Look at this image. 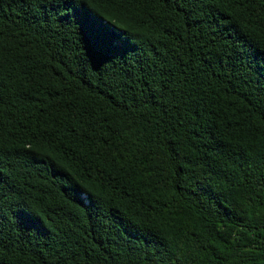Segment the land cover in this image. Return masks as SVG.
I'll return each instance as SVG.
<instances>
[{
    "label": "trees",
    "instance_id": "1",
    "mask_svg": "<svg viewBox=\"0 0 264 264\" xmlns=\"http://www.w3.org/2000/svg\"><path fill=\"white\" fill-rule=\"evenodd\" d=\"M0 264H264V0H0Z\"/></svg>",
    "mask_w": 264,
    "mask_h": 264
},
{
    "label": "snow or ice",
    "instance_id": "2",
    "mask_svg": "<svg viewBox=\"0 0 264 264\" xmlns=\"http://www.w3.org/2000/svg\"><path fill=\"white\" fill-rule=\"evenodd\" d=\"M63 6L64 7H72V4L70 2H65Z\"/></svg>",
    "mask_w": 264,
    "mask_h": 264
}]
</instances>
